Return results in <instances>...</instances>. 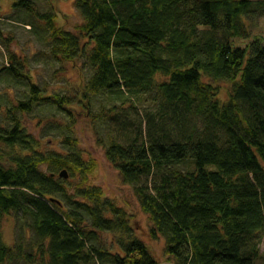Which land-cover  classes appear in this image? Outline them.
<instances>
[{"label": "trees", "instance_id": "1", "mask_svg": "<svg viewBox=\"0 0 264 264\" xmlns=\"http://www.w3.org/2000/svg\"><path fill=\"white\" fill-rule=\"evenodd\" d=\"M48 23L50 55L85 57L82 92L45 94L26 61L8 49L0 69L26 80L29 97L0 120V264H161L128 208L91 183L97 168L77 138L49 147L21 116L77 105L109 130L108 161L133 186L152 240L176 264H257L264 236V0H77L87 42ZM9 42V40H8ZM220 81L230 86L227 100ZM1 112V110H0ZM1 116V115H0ZM56 144H59L58 147ZM67 169L68 178L60 176ZM13 215L33 234L6 244ZM26 224V225H25ZM29 250H28V249Z\"/></svg>", "mask_w": 264, "mask_h": 264}, {"label": "rangeland", "instance_id": "2", "mask_svg": "<svg viewBox=\"0 0 264 264\" xmlns=\"http://www.w3.org/2000/svg\"><path fill=\"white\" fill-rule=\"evenodd\" d=\"M15 1L0 0V69L9 65L7 57L9 49L26 61L33 76L32 79L45 91V94L71 95L76 93L75 88L82 92L79 87H82L91 75V69L85 57L76 58L73 62H61L50 55L48 23L33 13H26L27 10L24 8H14ZM28 1L34 4L40 15H54L56 26L78 36L82 44L87 42L86 37L80 31L84 20L76 7L77 0ZM218 84L224 89L220 98L225 101L229 97V90L226 89L230 83L220 81ZM29 94V84L27 85L26 80L16 81L6 72H1L0 120L6 118L8 108H12L19 100L27 99ZM92 105V112L77 105L74 119L67 112L49 105L34 106L30 112H25L20 116L28 131L36 138H40L48 147L52 143L50 139H55L56 142H60V147L70 149L62 141L67 136L77 138L78 148L86 153V157L95 158L98 164L91 174V183L102 187L105 196L113 199L117 205L128 208L137 235L146 242L161 264H176L164 253V239L152 240L150 238L148 234L150 222L140 208L133 186L122 181L119 171L106 158L104 146L99 143L100 141L106 143L109 137V130L104 121L96 118L100 107L107 108V98L99 95L92 99ZM56 145L58 147L59 144ZM23 228L24 223L18 221L15 216H6L2 223L5 243L14 245L22 240L29 245V241L34 236L28 228L26 230ZM261 254L263 257L257 264H264V236L261 242Z\"/></svg>", "mask_w": 264, "mask_h": 264}, {"label": "water", "instance_id": "3", "mask_svg": "<svg viewBox=\"0 0 264 264\" xmlns=\"http://www.w3.org/2000/svg\"><path fill=\"white\" fill-rule=\"evenodd\" d=\"M68 175H69V174H68V172H67L66 169L60 172V176H62V177H64V178H67Z\"/></svg>", "mask_w": 264, "mask_h": 264}]
</instances>
